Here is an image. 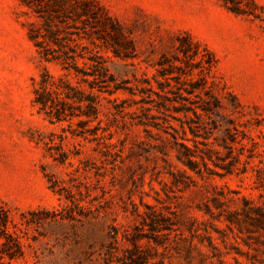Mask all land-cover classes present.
<instances>
[{"label":"rangeland","instance_id":"374dc122","mask_svg":"<svg viewBox=\"0 0 264 264\" xmlns=\"http://www.w3.org/2000/svg\"><path fill=\"white\" fill-rule=\"evenodd\" d=\"M94 1L97 18L50 11L119 86L79 123L34 102L46 69L77 84L29 36L53 0H0V264H264V231L229 220L264 192V0Z\"/></svg>","mask_w":264,"mask_h":264},{"label":"trees","instance_id":"16d2710c","mask_svg":"<svg viewBox=\"0 0 264 264\" xmlns=\"http://www.w3.org/2000/svg\"><path fill=\"white\" fill-rule=\"evenodd\" d=\"M63 0H53V3L47 6V12L42 14L45 17V31L42 32L36 28H31L29 32L30 38L35 44L40 47L39 54L43 60H59L63 64V67L69 71L73 69L77 77V84H73L65 75H53L47 69L41 74V78L36 80L35 97L34 102L39 106L40 110L46 112L51 118H55L57 121L61 120H72L74 117H80L85 115L86 119H79V123H85L92 119V115L96 114L99 110V102L101 94L107 92L109 95H113L119 88L115 84L114 74L110 72L109 68L104 64L103 56L97 52H94L86 45L74 44L71 45L65 36H61L57 29L52 26L53 15L50 11H56V7H59L63 12L64 6L61 5ZM225 5L236 13H243L245 9L239 4L237 0H223ZM80 7L75 9L78 15L91 16L97 18V11L101 9L100 6L94 0H74V7ZM46 6V5H45ZM44 7V6H41ZM41 11V10H40ZM104 18L108 20L114 27L115 22L113 19L104 13ZM88 33V32H87ZM52 43H55V47ZM79 57L87 59L82 66L78 64ZM163 65V62H161ZM87 67L89 69H87ZM162 75H166L168 68L162 66L160 69ZM102 77H105L102 79ZM178 79V82L183 84H190L191 89L189 93H194L202 103L197 104V107L202 109L199 112L195 107L190 109L198 117L203 114H207L212 110L211 100L203 97L200 92H195L199 88V81L191 78H181V76H174ZM100 81H104L105 84H99ZM86 82L89 84L90 89L84 88L81 83ZM97 89V91H94ZM180 87L178 91L180 93ZM206 93V92H205ZM108 98V100H115V98ZM217 103V102H215ZM184 150H180L178 154L179 158L182 159L181 155L187 153L185 150L190 148L183 142L179 143ZM210 157V156H209ZM204 165L207 166V162L202 156ZM187 163L191 168L195 169L194 165L197 161L188 157ZM259 182L264 188V178L258 176ZM262 198L261 204L251 206L248 210H245L247 219L230 216L229 220L231 223L236 224L239 227L242 225L253 226L256 230L264 231V192L260 194ZM246 204L252 203L251 199L244 198ZM249 228V227H248Z\"/></svg>","mask_w":264,"mask_h":264}]
</instances>
